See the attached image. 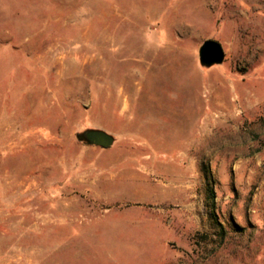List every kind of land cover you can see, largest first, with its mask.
<instances>
[{
  "label": "rangeland",
  "instance_id": "obj_1",
  "mask_svg": "<svg viewBox=\"0 0 264 264\" xmlns=\"http://www.w3.org/2000/svg\"><path fill=\"white\" fill-rule=\"evenodd\" d=\"M0 264H264V0H0Z\"/></svg>",
  "mask_w": 264,
  "mask_h": 264
},
{
  "label": "water",
  "instance_id": "obj_2",
  "mask_svg": "<svg viewBox=\"0 0 264 264\" xmlns=\"http://www.w3.org/2000/svg\"><path fill=\"white\" fill-rule=\"evenodd\" d=\"M199 61L202 65L210 66L221 63L224 59V51L221 44L213 39L204 40L198 48ZM82 136L90 143L108 147L113 142V137L100 129H90L83 132Z\"/></svg>",
  "mask_w": 264,
  "mask_h": 264
}]
</instances>
